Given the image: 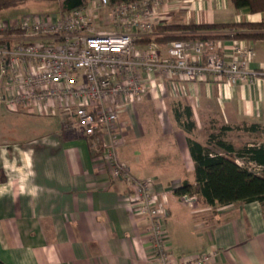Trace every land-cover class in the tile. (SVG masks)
<instances>
[{
	"label": "crops",
	"instance_id": "obj_1",
	"mask_svg": "<svg viewBox=\"0 0 264 264\" xmlns=\"http://www.w3.org/2000/svg\"><path fill=\"white\" fill-rule=\"evenodd\" d=\"M234 7L231 0H167L166 10L169 19L187 18V23L264 22V12ZM248 42L256 52L251 68L259 73L252 83L155 79L146 99L121 111L124 137L118 157L135 178L154 181L170 250L176 257L210 252L206 264H264V204L210 206L197 200L186 202L173 192L184 181L195 182L188 137L207 145L208 131L216 122L264 126V39ZM155 99L160 102V106L154 103L158 109L171 110L173 125L166 123L164 113L145 112L143 106ZM186 106L195 122L191 133L174 114L175 107ZM0 107L7 120L18 122L24 117V122L29 121L26 130H16L20 141L0 138L1 261L162 264L152 248L150 220L134 213L127 181L111 175L94 138L72 127L61 114L33 116L8 110L3 103ZM139 109L149 123L162 122L163 132L170 136L167 147L159 141L149 146L132 142L144 136ZM155 129L156 123L146 124L145 132Z\"/></svg>",
	"mask_w": 264,
	"mask_h": 264
},
{
	"label": "built area",
	"instance_id": "obj_2",
	"mask_svg": "<svg viewBox=\"0 0 264 264\" xmlns=\"http://www.w3.org/2000/svg\"><path fill=\"white\" fill-rule=\"evenodd\" d=\"M166 6L167 0H94L61 10L57 17L40 14L3 22L0 103L15 112L61 114L93 137L111 175L127 181L134 213L150 220L152 248L162 264H206L210 252L171 253L154 181L135 178L118 157L124 137L120 114L147 95L156 80L252 83L259 74L251 68L256 52L248 40L234 38L232 29L223 31L228 38L144 41L172 34L156 31L170 23Z\"/></svg>",
	"mask_w": 264,
	"mask_h": 264
},
{
	"label": "trees",
	"instance_id": "obj_3",
	"mask_svg": "<svg viewBox=\"0 0 264 264\" xmlns=\"http://www.w3.org/2000/svg\"><path fill=\"white\" fill-rule=\"evenodd\" d=\"M29 1H62V0H0V12L12 7H18ZM65 1V0H64ZM86 1V0H84ZM136 0H111L112 4ZM238 10H249L250 13L264 12V0H231ZM170 32L162 39L146 38L144 41L172 39H204L228 38L224 30H234L233 36L241 40L264 39V22H213V23H169L156 27L157 30ZM158 38V39H157ZM178 123L187 131L192 132L195 122L189 106L174 108ZM251 133L264 132L261 124H244L243 126L220 125L219 133L209 134L208 144L204 145L192 137L187 138L188 148L194 161L195 182L184 181L173 189L174 194L195 198L206 205H229L236 202H260L264 204V141L261 143H246L241 148L225 139L227 133L234 130ZM93 138V137H89ZM212 145L222 152L215 151ZM246 164H253L254 169ZM0 264H5L0 260Z\"/></svg>",
	"mask_w": 264,
	"mask_h": 264
},
{
	"label": "rangeland",
	"instance_id": "obj_4",
	"mask_svg": "<svg viewBox=\"0 0 264 264\" xmlns=\"http://www.w3.org/2000/svg\"><path fill=\"white\" fill-rule=\"evenodd\" d=\"M88 2V4H91L94 0H86ZM64 4V0L62 1H55V2H51V1H29L25 4H22L18 7H12L9 9H5L3 11L0 12V24H2L3 22H7V21H14L16 19L22 18V17H28V16H39L40 14L42 16H47L49 18L51 17H57L61 15V7ZM236 10L237 8L234 7ZM264 16V15H263ZM180 17V15L178 16ZM188 20L187 18H172L170 19V23H187ZM190 23V22H189ZM158 33H163V30H157ZM159 39H162V37L157 36ZM153 38H156V36H153ZM157 38V39H158ZM218 39V38H215ZM162 43H167L168 40H159ZM149 95H144V97L141 98V100L144 98L146 99ZM135 102V100H133V103ZM148 103V102H147ZM145 103V104H147ZM160 104V102L158 100H153L149 102V105L143 106V109H146L145 112H148L149 115L153 114L154 116H157L158 112L160 113H164L165 115V119H166V123L168 125H170L172 123V125L174 124L173 121H169V115L171 113V110L166 109V108H159L158 109V105L156 104ZM136 102L135 104L132 105V107H134V105L136 106ZM144 104V105H145ZM160 106V105H159ZM2 108V107H0ZM27 112V111H26ZM142 110H137L138 113V117L140 119V123L142 126V129L144 131V136H142L141 138L137 139L136 141H132L133 143H137L138 145H154V143L158 144V141L160 142V145H165V147L168 146L169 142H170V136L167 134H165L163 132L164 128H163V124L162 122H157V121H150V123L152 124H157V129H155L154 133H152V131H150L148 134L145 132L146 129V124L150 125L149 121H147L143 115H142ZM2 113V114H1ZM28 114L31 115H35V116H40L43 114H32L27 112ZM7 116L6 112L4 111V109L0 110V118H2L0 120V138L1 136L4 137L5 140H15V141H20L17 138V132L16 130L19 129L18 127H22V131L26 130V125L25 122H29V121H25L24 122V117H22V121H10L7 120V118L5 117ZM27 120V119H26ZM210 130L208 131L209 134H211L212 132L215 133H219L220 130V125L216 122L215 124L213 123L212 126H210ZM201 130V129H200ZM142 131V132H143ZM202 131V130H201ZM201 131H199V133H201ZM199 137V136H198ZM201 137V136H200ZM225 139H227L228 141L232 142L233 144H235L236 148H241L244 144L250 142V141H256L258 140L259 142L264 141V132H257V133H247V132H237V131H231L229 133L226 134ZM213 150L215 151H220L221 149L219 147H217L216 145H212ZM222 151V150H221ZM239 163L242 165H248L250 168L254 169V165L253 164H246L245 162L239 160ZM163 170V169H162ZM168 173V172H167ZM172 175V174H170ZM174 179V178H173Z\"/></svg>",
	"mask_w": 264,
	"mask_h": 264
},
{
	"label": "water",
	"instance_id": "obj_5",
	"mask_svg": "<svg viewBox=\"0 0 264 264\" xmlns=\"http://www.w3.org/2000/svg\"><path fill=\"white\" fill-rule=\"evenodd\" d=\"M85 3L84 0H65L63 4V8L65 10H71L76 7H80Z\"/></svg>",
	"mask_w": 264,
	"mask_h": 264
}]
</instances>
